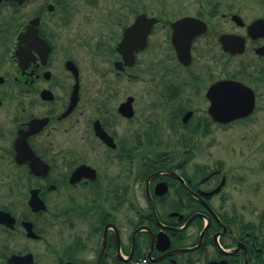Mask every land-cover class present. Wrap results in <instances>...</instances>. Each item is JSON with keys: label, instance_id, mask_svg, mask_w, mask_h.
Listing matches in <instances>:
<instances>
[{"label": "flooded vegetation", "instance_id": "obj_1", "mask_svg": "<svg viewBox=\"0 0 264 264\" xmlns=\"http://www.w3.org/2000/svg\"><path fill=\"white\" fill-rule=\"evenodd\" d=\"M68 3L0 1V264H264L242 166L195 139L264 126V0H124L86 53Z\"/></svg>", "mask_w": 264, "mask_h": 264}, {"label": "rangeland", "instance_id": "obj_2", "mask_svg": "<svg viewBox=\"0 0 264 264\" xmlns=\"http://www.w3.org/2000/svg\"><path fill=\"white\" fill-rule=\"evenodd\" d=\"M68 6V12L74 15L72 29L81 31L84 53L88 52L90 43L104 35V26L116 18L113 16L126 12L124 0H72ZM60 12L58 8L56 13ZM200 135L196 134L195 139L214 143L212 149L205 147V156L223 159L230 167L242 166L237 172L246 174V180L242 181L241 190H236L234 199L238 205V193H241L244 210L238 212V223H258L264 217V126L260 122L238 129L237 124L206 137ZM8 183L9 180L0 177V190H5Z\"/></svg>", "mask_w": 264, "mask_h": 264}, {"label": "water", "instance_id": "obj_3", "mask_svg": "<svg viewBox=\"0 0 264 264\" xmlns=\"http://www.w3.org/2000/svg\"><path fill=\"white\" fill-rule=\"evenodd\" d=\"M2 1V0H0ZM19 3H23L24 0H16ZM51 9H53V5L50 6ZM37 23V20L32 22V25H30L29 30L31 29V36H34L36 40L40 39L38 35V29L35 25ZM34 28V29H33ZM34 30V32H32ZM28 32V31H27ZM27 32L25 35H27ZM140 20H137V22L129 28L124 35V38L122 42L119 44V50L126 54L128 51H130V55L133 56L134 49L137 48V46L141 45L139 43L140 38ZM225 86V82H218L216 83L214 88V97H213V103L212 111L214 112V115L217 119L221 120L222 122L228 123L238 118V81L236 80H227L226 81V88H227V95L226 97L223 96V94L220 95L219 89ZM217 91V92H215ZM219 108L222 110H226L225 112H219ZM218 111V112H217ZM0 215H9L6 212H0ZM20 259V256H16L13 258L12 262L16 264V261Z\"/></svg>", "mask_w": 264, "mask_h": 264}, {"label": "trees", "instance_id": "obj_4", "mask_svg": "<svg viewBox=\"0 0 264 264\" xmlns=\"http://www.w3.org/2000/svg\"><path fill=\"white\" fill-rule=\"evenodd\" d=\"M242 229H243V233L251 232V231L253 230V229L249 226V224L243 225V226H242Z\"/></svg>", "mask_w": 264, "mask_h": 264}]
</instances>
